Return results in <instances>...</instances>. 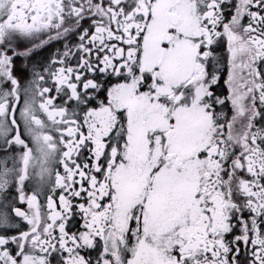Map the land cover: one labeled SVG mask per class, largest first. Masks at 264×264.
Here are the masks:
<instances>
[{"label": "snow or ice", "instance_id": "obj_1", "mask_svg": "<svg viewBox=\"0 0 264 264\" xmlns=\"http://www.w3.org/2000/svg\"><path fill=\"white\" fill-rule=\"evenodd\" d=\"M0 264H264V0H0Z\"/></svg>", "mask_w": 264, "mask_h": 264}]
</instances>
